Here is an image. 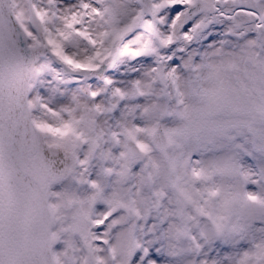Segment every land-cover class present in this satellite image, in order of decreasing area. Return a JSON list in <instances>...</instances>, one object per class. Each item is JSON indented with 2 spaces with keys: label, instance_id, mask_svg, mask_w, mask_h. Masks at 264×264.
<instances>
[{
  "label": "snow or ice",
  "instance_id": "obj_1",
  "mask_svg": "<svg viewBox=\"0 0 264 264\" xmlns=\"http://www.w3.org/2000/svg\"><path fill=\"white\" fill-rule=\"evenodd\" d=\"M0 264H264V0H0Z\"/></svg>",
  "mask_w": 264,
  "mask_h": 264
}]
</instances>
